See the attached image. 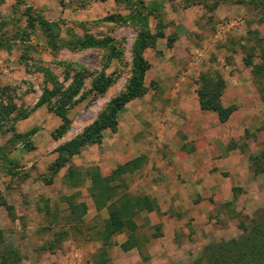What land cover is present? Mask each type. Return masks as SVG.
<instances>
[{
	"label": "rangeland",
	"instance_id": "obj_1",
	"mask_svg": "<svg viewBox=\"0 0 264 264\" xmlns=\"http://www.w3.org/2000/svg\"><path fill=\"white\" fill-rule=\"evenodd\" d=\"M28 13L53 25L60 40L91 37L104 44L53 49L39 26L28 24ZM110 15L120 21H107ZM146 35L152 44L142 53L148 64L143 88L118 112L116 130L105 129L100 143L71 156L59 152L127 92L134 50ZM78 74L84 79L68 107L70 123L53 139L61 121L40 104L43 91H51L54 81L66 88ZM219 79L222 105L236 106L221 132L233 150L220 188L233 196L214 206L201 228L198 254L164 264H194L204 247L237 238L241 225L264 215V174L255 175L250 161L264 150V1L0 0V233L20 252L21 264H102L109 203L103 198L112 191L97 202L92 176L107 179L117 197H151L149 174L174 166L164 140L175 123L195 121L186 116L199 107L198 89ZM105 81L99 93L94 84ZM1 106L13 112L5 117ZM130 162L121 175L114 173ZM143 212L134 219V233L148 259L161 233ZM177 235L179 242L193 237ZM126 236H112L108 264L124 263L119 245Z\"/></svg>",
	"mask_w": 264,
	"mask_h": 264
},
{
	"label": "trees",
	"instance_id": "obj_2",
	"mask_svg": "<svg viewBox=\"0 0 264 264\" xmlns=\"http://www.w3.org/2000/svg\"><path fill=\"white\" fill-rule=\"evenodd\" d=\"M27 18L29 25L37 24L39 26L47 38L49 47L53 49H85L103 46L104 44V42L96 41L91 37L77 38L70 41L60 40L58 39L57 32L54 31L53 25L44 19L34 18L29 13L27 14ZM105 19L110 22L120 21V17L115 15H110ZM149 38V35H146L136 44L132 79L127 88V92L112 100L108 115H104L81 138L62 147L59 152L63 151L71 156L88 144L100 143L102 133L105 129L109 128L113 132L116 130V116L118 112L142 91L144 75L148 69V64L143 58L142 53L146 47L150 46L149 44H152L147 43ZM83 79V75H76L72 83L66 88L57 81H54V88L51 91L47 89L43 91L40 104H47L49 110L53 111L61 121V124L51 134L53 139L60 138L68 128L70 123L67 116L68 107L73 104V98L78 93ZM107 84L108 81L102 84L95 82L94 88L99 93H103ZM223 86V82L219 79L215 84H204L197 91L200 109L202 111L214 112L220 123H226L236 110V106L234 105L227 107L222 105L221 96ZM1 108L4 110L3 114L5 117L13 112V109L7 106H1ZM250 161L251 169H253L255 175L264 174V150L259 155L253 156ZM132 163L130 162L119 166L114 173L121 175ZM107 181V179L99 177V174L92 176V192L97 202L103 194H109L112 191L111 195L103 198L109 200V203L105 205L108 217L101 231L104 246L101 251L104 258L102 264H108L109 262L106 247L111 245V238L115 234L125 233L127 235L126 239L119 245L122 251L128 252L133 248L140 249V241L134 233L137 229V224L134 219L142 211L151 212L156 208L155 200L148 196L117 197L116 188L109 186ZM241 229L242 234L235 239L214 242L204 247L202 255L194 261V264H264V215L253 219L249 226L241 225ZM21 261L22 256L20 252L9 245L0 233V264H21Z\"/></svg>",
	"mask_w": 264,
	"mask_h": 264
},
{
	"label": "crops",
	"instance_id": "obj_3",
	"mask_svg": "<svg viewBox=\"0 0 264 264\" xmlns=\"http://www.w3.org/2000/svg\"><path fill=\"white\" fill-rule=\"evenodd\" d=\"M190 116L195 121L175 123L168 141L165 139L163 142L167 157L174 166L151 172L147 179L156 208L143 213L149 225L159 228L161 234L148 249V259L145 260L139 250L133 248L125 252L126 258L122 264H162L159 263L160 259L164 264V260L170 258H187L198 254L202 247H198L197 240L214 206L228 203L233 196L231 190L220 188L223 166H230L226 156L233 150L227 149L228 143L222 133L228 130L227 122L232 115L226 123H220L214 112L202 111L197 107L187 112L186 117L189 119ZM209 118L215 121L210 123ZM237 179L242 185L243 178ZM177 232L180 235L186 232L193 237L190 239L186 236L185 240L179 242Z\"/></svg>",
	"mask_w": 264,
	"mask_h": 264
}]
</instances>
